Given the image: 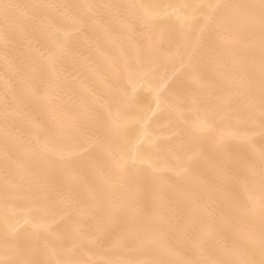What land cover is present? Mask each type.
<instances>
[{"label":"bare ground","instance_id":"bare-ground-1","mask_svg":"<svg viewBox=\"0 0 264 264\" xmlns=\"http://www.w3.org/2000/svg\"><path fill=\"white\" fill-rule=\"evenodd\" d=\"M260 3L0 0V261L258 262Z\"/></svg>","mask_w":264,"mask_h":264},{"label":"snow or ice","instance_id":"snow-or-ice-1","mask_svg":"<svg viewBox=\"0 0 264 264\" xmlns=\"http://www.w3.org/2000/svg\"><path fill=\"white\" fill-rule=\"evenodd\" d=\"M5 9L9 7V5H4L3 6ZM165 7H172V6H165ZM229 7H245V8H256L257 6L255 5H248V6H229ZM259 7V15H260V21H261V41H262V72H264V0H261ZM261 107L264 109V82H262V87H261ZM159 106V105H158ZM135 159L132 160V163H135ZM260 182L262 189H264V169H262L260 173ZM0 264H17V262H11V261H0ZM25 264H33V262L28 261L25 262ZM60 264H85L83 261H76L72 259L64 260L60 262ZM244 264H264V234L261 236V242H260V259L259 261L255 260H248L245 261Z\"/></svg>","mask_w":264,"mask_h":264}]
</instances>
